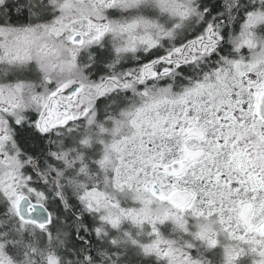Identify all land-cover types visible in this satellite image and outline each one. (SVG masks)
Returning <instances> with one entry per match:
<instances>
[{
  "label": "snow or ice",
  "instance_id": "6c2138e0",
  "mask_svg": "<svg viewBox=\"0 0 264 264\" xmlns=\"http://www.w3.org/2000/svg\"><path fill=\"white\" fill-rule=\"evenodd\" d=\"M0 264H264V0H0Z\"/></svg>",
  "mask_w": 264,
  "mask_h": 264
}]
</instances>
